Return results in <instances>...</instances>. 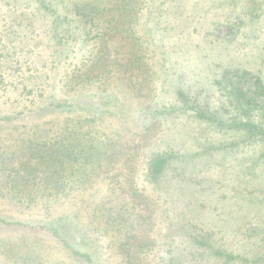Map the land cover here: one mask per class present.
Wrapping results in <instances>:
<instances>
[{
  "label": "rangeland",
  "instance_id": "1",
  "mask_svg": "<svg viewBox=\"0 0 264 264\" xmlns=\"http://www.w3.org/2000/svg\"><path fill=\"white\" fill-rule=\"evenodd\" d=\"M75 67L82 83L70 82ZM78 121L106 150L101 173L49 204L0 197V216L63 221L79 237L0 224V264L32 253L40 264H96L72 253L95 250L84 229L110 255L102 264L139 254L162 264L193 250L189 236L224 253L197 264H264V0H0V188L27 146L46 149ZM155 155L168 162L152 177ZM29 161L44 166L37 177L54 163ZM93 204L126 208L131 225L106 227Z\"/></svg>",
  "mask_w": 264,
  "mask_h": 264
},
{
  "label": "trees",
  "instance_id": "2",
  "mask_svg": "<svg viewBox=\"0 0 264 264\" xmlns=\"http://www.w3.org/2000/svg\"><path fill=\"white\" fill-rule=\"evenodd\" d=\"M85 75L86 69L82 70V68L75 67V69L72 70V73L69 76L70 82L74 81L76 83V81L78 80V83H82V78L83 76L85 77ZM71 87H74V85L72 84ZM52 106L54 108H59L64 106V102H55L54 104H52ZM74 107H76V103ZM72 109H74L72 108V106L68 107L69 111ZM83 122L78 121V124L74 125L75 128H73L71 132H66V134L64 132V134L61 135L62 138H57L56 141L46 149L38 147L35 148L32 152L31 146H27V149L31 150V153L27 152V161L19 164V166H24V168H18L16 167L17 165H13L8 170H6V174L4 176L5 179H7L6 187L4 190L3 188H0V197L6 199L8 202H17V204L25 205L26 208H29L32 204L37 203V201H40V199L42 198H45V202H48L47 204H49L52 199H57L60 196H65V198L70 197L73 189H75L79 185L87 186L88 183H90L98 174L101 173V159L106 160L107 158L105 157L106 150L104 149V147H99L98 144L94 141V139L90 137L88 131L86 133L79 131V129H81L82 126L85 125ZM30 157L31 159H38L39 157L40 160L45 161L53 160V165L47 164L48 168L49 166H52V170L49 169V171L51 172L47 175H44L43 177L35 176L33 174L35 169L44 166L39 165L37 161L35 163L30 162ZM167 162L168 159L166 157L162 155H155L149 159L146 170L148 171V174L150 176L156 177L164 171ZM64 164L65 169L69 170L68 174H65V172H62L58 169L59 165ZM20 169L24 170L23 174H20ZM49 182L56 185V187L52 189V187L48 186ZM31 183H36L39 185L46 184L47 188L50 189H41V187L31 189L32 187H30L29 185L28 189L20 187L23 184L27 185ZM123 208L124 207H122L121 210H118L120 208L117 204L109 205V207L105 205L103 207L98 208L96 204H93L92 215L94 217L96 211H101L100 215L103 217V221L105 222L106 227L107 225H110V228H115L118 227V225H127L130 223V219L127 218V216L125 215L127 214V210H125L126 208ZM113 212H116L115 216H113ZM56 219L59 221V218ZM67 219L68 217H65V222ZM63 223L64 222L61 221L60 225H54L53 221H49L48 223L35 222L34 224H32L29 222H21L16 219L10 220L5 216H0V224L3 226L21 225L28 229H34L36 231L44 232L48 235H51L53 238H57L58 240H63L64 235L65 239L67 237H79L78 234H74L75 232L73 231V233L71 232V235H67L66 231L64 232V230H61ZM76 226L77 224L75 223L74 227ZM84 234L85 237L83 236ZM83 235V243L87 245L91 242L92 245H95L96 248L94 251L91 250V252H81L79 250H76L75 248H71L73 255L82 257L84 260L89 262L102 264V260H100L102 257L101 255L103 253H106V251H101V247H97L98 244H95L96 239H94L93 237H87L88 235L85 229L83 230ZM187 245L188 247L190 246V248H192L193 250L189 248L191 251L189 253L181 254V257L169 255L165 258V262L162 264H182V259H184V263L185 261H188L190 264H197L196 260H200V258L203 260L206 253H209L210 256L215 258H220L224 254L220 250V248H215L212 245L211 241L202 237L193 238V236H189L187 239ZM108 246L109 243L107 244V247ZM109 256L110 255L107 254L104 257V260L107 263L110 260ZM227 258H229V256H227ZM27 259H31L28 264H40V262H35V260H33L38 259V256L36 254L32 253V257H27ZM96 259L98 262H96ZM126 262H129L130 264H149L147 256H144L142 254H139L138 256H131L126 260Z\"/></svg>",
  "mask_w": 264,
  "mask_h": 264
}]
</instances>
